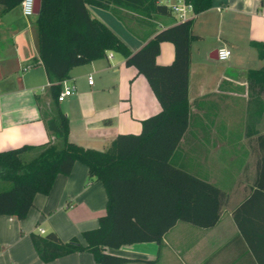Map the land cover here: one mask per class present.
I'll list each match as a JSON object with an SVG mask.
<instances>
[{
	"label": "crops",
	"instance_id": "1",
	"mask_svg": "<svg viewBox=\"0 0 264 264\" xmlns=\"http://www.w3.org/2000/svg\"><path fill=\"white\" fill-rule=\"evenodd\" d=\"M89 8L132 50L177 20L172 14L143 21L127 9H123L127 17L120 18L110 9ZM36 14L25 15L18 4L0 15V150L57 139L47 125V119L56 114V102L39 57ZM123 26L130 39L120 31ZM193 29L200 37L192 42L191 116L173 161L218 184L229 195L212 226L178 220L161 243L138 241L106 247L108 253L127 259L121 264H264L234 218L235 208L251 191L256 170L255 135L247 133L251 109L247 70L257 66L256 58L264 60L251 42L264 41V0H213L196 15ZM222 46L232 50L225 69L212 83L207 72L198 79V62L224 61L217 55ZM174 55L173 42L163 41L157 61L169 63ZM72 84L76 85L74 92L58 103L70 119V140L86 147L105 149L120 132H139L142 120L161 109L145 75L126 65L125 57L114 50L74 66L63 87ZM218 101L220 107L210 111ZM230 105H242L243 112L234 113L233 107H226ZM107 200L103 181L90 180L88 165L77 160L70 173L57 175L48 193L35 194L24 218L0 213V264H46L33 244L32 231L55 230L65 240L76 235L86 243L83 231L99 225ZM52 264L99 263L90 250H82Z\"/></svg>",
	"mask_w": 264,
	"mask_h": 264
},
{
	"label": "trees",
	"instance_id": "2",
	"mask_svg": "<svg viewBox=\"0 0 264 264\" xmlns=\"http://www.w3.org/2000/svg\"><path fill=\"white\" fill-rule=\"evenodd\" d=\"M193 15L159 28L140 48L132 50L107 23L93 15L89 5L140 20L173 12L163 0H41L37 15L39 57L45 65L56 114L47 119L55 141L24 143L0 150V213L24 218L38 192L48 193L60 173H70L77 160L88 165L89 179L103 181L107 211L99 225L65 240L55 231H32L40 259L52 264L58 258L90 250L99 264H121L127 259L106 247L138 241H163L178 220L199 226L216 224L228 191L173 161L191 116L189 99L192 42L196 15L213 0H187ZM22 0H0V15ZM163 41H171L175 55L169 63L157 56ZM259 57L264 41L252 40ZM114 50L128 66L145 75L161 109L142 120L139 132H120L105 149L70 140V119L59 106L58 94L70 70ZM250 114L248 135H255L256 170L250 193L235 208L234 218L259 260L264 258V64L247 70ZM263 125V129L261 128Z\"/></svg>",
	"mask_w": 264,
	"mask_h": 264
},
{
	"label": "built area",
	"instance_id": "3",
	"mask_svg": "<svg viewBox=\"0 0 264 264\" xmlns=\"http://www.w3.org/2000/svg\"><path fill=\"white\" fill-rule=\"evenodd\" d=\"M168 6L171 8L173 14L177 20H185L193 15V4L187 0H170ZM22 11L25 15L35 14L36 0H22ZM232 53L231 48L228 46H222L218 48L217 55L219 59L225 60L230 57ZM89 82L93 83V75L89 76ZM76 85H65L58 94V99L64 100L67 96L74 92Z\"/></svg>",
	"mask_w": 264,
	"mask_h": 264
},
{
	"label": "rangeland",
	"instance_id": "4",
	"mask_svg": "<svg viewBox=\"0 0 264 264\" xmlns=\"http://www.w3.org/2000/svg\"><path fill=\"white\" fill-rule=\"evenodd\" d=\"M163 1L166 2V3H168L170 0H163ZM136 17L138 18V15H136ZM120 31L122 33H124V35H126V37H129V39H130V37H131L129 35L130 32L127 29H125V26H123V30L121 29ZM198 45H199V43H197V41H196L195 44H194V55H195V57H197L198 52H199L198 51ZM256 61H257V63L255 62L256 64H254V65H257V66H255V67H258V66H261V65L264 64V60H261L260 61V59L258 60V58H256ZM227 62H228V60H224V61H221V60L220 61H212V60L210 61L209 60L208 63H206V62H202V63L201 62H198V64H197L198 72L196 73L197 78L199 79V76L200 75L202 77H204V75L207 72L208 75H209L208 79L210 80V83H212L213 82V79H215V77L217 75H219L222 70L225 69V66H226V63ZM201 71H202V73H201ZM237 96H244V95L243 94H239ZM248 96H249V90H248ZM216 107H220L219 101H218V103H216V105H214V104L211 105V110L210 111H215V108ZM226 107H228V108L233 107L234 108V111L233 112L234 113H237V114L243 112L242 111V107H243L242 105L241 106L240 105H237V106H231L230 105V106H226Z\"/></svg>",
	"mask_w": 264,
	"mask_h": 264
},
{
	"label": "water",
	"instance_id": "5",
	"mask_svg": "<svg viewBox=\"0 0 264 264\" xmlns=\"http://www.w3.org/2000/svg\"><path fill=\"white\" fill-rule=\"evenodd\" d=\"M40 4H41V0H36V8H35L36 13H38L40 10Z\"/></svg>",
	"mask_w": 264,
	"mask_h": 264
}]
</instances>
